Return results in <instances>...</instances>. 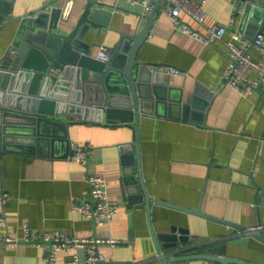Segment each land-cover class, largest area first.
<instances>
[{
  "label": "crops",
  "instance_id": "obj_1",
  "mask_svg": "<svg viewBox=\"0 0 264 264\" xmlns=\"http://www.w3.org/2000/svg\"><path fill=\"white\" fill-rule=\"evenodd\" d=\"M13 1L8 18L45 5L47 9L60 6L61 15L65 12V0ZM86 3L75 0L68 21L59 17V24L74 26ZM238 4V0H207V24H225L227 30L222 40L206 44L175 29L168 6L161 0L149 35L140 46L138 58L149 62L150 74L158 72L154 75L163 84L150 104L143 106L146 109L140 114L138 130L143 181L153 199L150 210L142 205L144 198L142 203L134 201L136 195L128 193L125 181L124 167L136 161L133 122L110 123L70 113L65 137L56 135L55 142L37 144L33 151L24 146L1 153L0 214L5 222L0 223V257L4 264H46L47 244L26 241L27 227L33 232L60 230L77 237L109 231L121 241L99 244L101 258L94 264L114 260L160 264L158 247L163 254L180 250L188 254L223 243L227 244V255L264 264L263 240L240 234L235 226L157 201L201 206L207 214L247 226L258 223L261 215L264 223V194L256 199L259 188L264 190V95L259 89L242 93L231 85L221 86L230 60L227 40L236 33L252 37L263 31L260 23L244 16L243 5ZM95 7L103 9L102 25L89 27L84 36L92 43L94 56L101 45L115 46L121 31L139 33L150 14L142 4L123 0H97ZM183 17L204 29L190 15ZM17 23L0 24V57L12 47ZM250 53L254 59L261 58L255 48ZM166 65H176L186 73L165 74L162 66ZM255 76L252 71L248 78ZM195 95L199 104L191 106ZM208 95V104L202 108ZM5 108L0 104V130ZM72 145L88 146V164L67 157ZM88 173L103 176L109 196L120 203L112 222L103 227L73 208L75 203L89 200ZM170 231L187 242L175 249L165 247L169 241L162 240L163 234ZM7 236L19 241L12 244ZM79 252L84 257V249ZM71 256L70 252L58 253L60 262ZM169 264L241 263L195 257Z\"/></svg>",
  "mask_w": 264,
  "mask_h": 264
},
{
  "label": "water",
  "instance_id": "obj_2",
  "mask_svg": "<svg viewBox=\"0 0 264 264\" xmlns=\"http://www.w3.org/2000/svg\"><path fill=\"white\" fill-rule=\"evenodd\" d=\"M154 1L156 7L147 15V23L141 31L137 34L121 31L119 41L110 48L111 59L102 61L92 54V43L84 38L89 27L102 25L100 18L103 9L95 7L97 0H87L79 20L71 28L60 25L59 17L68 21L67 16L75 0H65L62 15L60 6L47 9L45 5L9 18L14 1L0 0V24L3 21L5 24L15 20L18 22L12 47L0 57V104L6 106L0 130V156L5 150H18L24 146L33 151L37 144L55 142L56 135L65 137L69 121L67 115L70 113H81L85 119L110 123L133 122L136 129V161L124 167L125 181L128 193L136 195L134 201L142 203L144 198L146 202L142 205L150 210L153 199L143 181L138 130L140 114L146 109L143 106L150 104L153 96L157 95L158 87L163 84L154 75L158 72L150 74L146 67L149 62L140 60L138 51L149 35L160 7L161 0ZM238 1V5H243L244 16L260 23L264 32V0ZM210 95L202 108L208 104ZM198 97L194 96L191 106L199 104ZM188 106L186 103L185 107ZM262 194L264 190L259 188L256 199ZM157 201L205 215L241 230L248 227L207 214L201 206L189 208L170 201ZM261 223L260 215L258 223L250 226ZM250 234L264 241L263 233L253 231ZM163 237L162 240L169 241L165 247L177 248L179 244L181 246L187 242L184 237L177 238L173 231L165 232ZM157 238L155 235L156 242ZM158 251L160 264L195 257L224 263L253 264L227 255L226 243L188 254L181 253L184 250L163 254L160 247ZM125 263L127 261L114 260L96 264Z\"/></svg>",
  "mask_w": 264,
  "mask_h": 264
},
{
  "label": "built area",
  "instance_id": "obj_3",
  "mask_svg": "<svg viewBox=\"0 0 264 264\" xmlns=\"http://www.w3.org/2000/svg\"><path fill=\"white\" fill-rule=\"evenodd\" d=\"M128 4H142L147 11L151 12L155 6L154 0H123ZM168 6V14L171 18L174 28L190 34L203 43L209 44L217 42L224 38L227 30L225 24L216 23L208 25L207 11L205 4L207 0H164ZM183 14L190 15L196 22L204 26L199 29L184 19ZM233 16V20H234ZM239 41V42H237ZM229 48L230 60L223 72L221 86L231 85L240 90L242 93L252 92L259 89L264 95V32L259 31L254 36L241 37L240 34H234L233 38L226 42ZM255 48L261 55L260 59H254L250 49ZM111 55V49L101 45L96 57L102 61H108ZM165 74H185L186 72L176 65L162 66ZM254 71L256 76L249 80L248 75ZM88 146L72 145V152L67 155L69 159L80 161L84 164L89 162ZM87 181L89 184V200L77 202L73 205L74 210L83 212L92 217L96 226L103 227L112 222L116 212L120 207L118 200L109 196L107 180L96 173H88ZM2 188L0 186V195ZM5 222V217L0 214V223ZM256 231L264 234V223L257 226H248L246 229H238L240 234H250ZM25 240L33 242H45L46 264H94L101 256L98 252V246L101 243H110L115 245L121 240L104 230L89 237L70 236L69 234L57 230L55 232H33L26 228ZM6 240L12 244L19 241L17 238L10 236ZM84 249L85 255L81 258L80 249ZM70 252L72 256L60 262L58 259L59 252ZM0 264H4L0 257Z\"/></svg>",
  "mask_w": 264,
  "mask_h": 264
},
{
  "label": "trees",
  "instance_id": "obj_4",
  "mask_svg": "<svg viewBox=\"0 0 264 264\" xmlns=\"http://www.w3.org/2000/svg\"><path fill=\"white\" fill-rule=\"evenodd\" d=\"M173 248H175V246Z\"/></svg>",
  "mask_w": 264,
  "mask_h": 264
}]
</instances>
